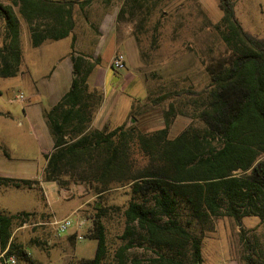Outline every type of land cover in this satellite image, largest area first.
<instances>
[{
  "label": "trees",
  "instance_id": "1",
  "mask_svg": "<svg viewBox=\"0 0 264 264\" xmlns=\"http://www.w3.org/2000/svg\"><path fill=\"white\" fill-rule=\"evenodd\" d=\"M92 0H0L4 27L0 47V77H13L21 63L22 20L32 47L69 37L75 27L74 9ZM139 12L148 0H131ZM222 13L213 28L225 53L205 65L209 84L202 90L168 93L162 129L145 133L135 124L93 128L103 93L90 89L88 78L100 59L85 62L71 44L73 80L70 90L44 114L54 140L41 180L0 177V187L36 189L41 183L60 188L80 182L103 194L127 186L129 200L122 212L120 245L109 255L102 215L88 234L96 241L94 256L76 264H202V239L213 221L247 217L264 223V39L245 31L235 14L239 0H216ZM138 41V40H137ZM139 99L129 121L135 122ZM180 115L189 125L169 138L172 119ZM101 210V209H100ZM32 213L0 212V249L9 245L21 263H33L15 243L8 244L14 222L25 223ZM240 239L247 264L249 239ZM77 233L69 237L73 246ZM144 259L132 255L141 249ZM264 264V253L259 254Z\"/></svg>",
  "mask_w": 264,
  "mask_h": 264
},
{
  "label": "rangeland",
  "instance_id": "2",
  "mask_svg": "<svg viewBox=\"0 0 264 264\" xmlns=\"http://www.w3.org/2000/svg\"><path fill=\"white\" fill-rule=\"evenodd\" d=\"M144 5L146 8L139 12L131 0H92L82 9L76 6L74 17L75 24L77 19L91 20L95 24L94 16L106 15L113 20L111 27L119 40L133 39L135 66L130 71L144 83L146 96L139 99L135 122L127 117L123 124H135L141 132L149 133L164 126L163 111L170 100L160 99L168 93L199 91L206 87L209 79L204 67L210 57L224 54L225 49L213 28L222 16L216 0H148ZM86 9L93 17L86 18ZM235 14L245 31L264 39V0H239ZM128 88V92H134L136 86ZM189 123L190 119L175 115L169 138H175ZM25 153L29 158L36 156L30 142L25 145ZM42 164L10 163L6 167L13 176L27 171L34 176ZM127 193V186H113L99 195L93 186L80 182L64 188L53 183L40 184L32 190L0 187V212L15 215L33 211L25 223H13L8 244L20 245L28 253L33 263L27 264H76L80 259L94 256L96 241L88 234L96 215H102L112 257L121 243L122 212L129 200ZM75 208L77 210L71 213ZM64 218H69L73 226L69 235L57 238L52 223ZM79 223L82 226L77 230ZM241 229L250 242L248 254L259 264V254L264 253V223L255 217H247L240 223L228 217L214 220L213 230L202 239V264H247ZM76 233L83 240L77 241L75 248L70 240L67 246L62 244L64 238ZM131 254L144 259L152 256L142 248L132 250Z\"/></svg>",
  "mask_w": 264,
  "mask_h": 264
},
{
  "label": "crops",
  "instance_id": "3",
  "mask_svg": "<svg viewBox=\"0 0 264 264\" xmlns=\"http://www.w3.org/2000/svg\"><path fill=\"white\" fill-rule=\"evenodd\" d=\"M86 10V18L93 17V13ZM92 20L95 24L91 20L77 19L69 37L47 41L39 47L31 46L27 27L20 20L19 72L13 77H0V177L41 180L54 146L44 114L49 112L71 88L73 62L70 52L73 41L75 51L82 55L85 62L100 59V64L88 78L89 88L103 93V101L93 118L94 128L101 130L107 126L114 129L123 124L133 101L146 96L144 83L130 71L135 66L133 39L119 40L117 32L111 27L113 20L106 15L98 18L94 16ZM3 35L4 27L0 21V47L3 44ZM120 52L125 55L126 69L116 72L112 69L111 62ZM134 85L136 86L134 92H128V87ZM20 95L22 99H19ZM28 142L31 143L35 158L26 156L25 145ZM10 163L43 164L34 176L28 171L19 174L20 176H13L11 170L6 167ZM76 210L77 208L72 209L71 213ZM68 238L61 241L64 246L68 245ZM77 241L79 240L76 239V243Z\"/></svg>",
  "mask_w": 264,
  "mask_h": 264
},
{
  "label": "built area",
  "instance_id": "4",
  "mask_svg": "<svg viewBox=\"0 0 264 264\" xmlns=\"http://www.w3.org/2000/svg\"><path fill=\"white\" fill-rule=\"evenodd\" d=\"M111 67L114 71L119 72L126 69V58L122 53L116 54L111 62ZM19 99H22V95L19 96ZM54 228V235L57 238H61L68 234L69 230L72 228L73 223L69 218H64L52 223ZM82 223L77 225V230L80 229ZM78 240H82L83 237L81 235L77 236ZM0 264H22L20 259L15 253L9 251V245L1 250L0 249Z\"/></svg>",
  "mask_w": 264,
  "mask_h": 264
},
{
  "label": "water",
  "instance_id": "5",
  "mask_svg": "<svg viewBox=\"0 0 264 264\" xmlns=\"http://www.w3.org/2000/svg\"><path fill=\"white\" fill-rule=\"evenodd\" d=\"M133 122V121H132ZM241 225V224H240Z\"/></svg>",
  "mask_w": 264,
  "mask_h": 264
}]
</instances>
